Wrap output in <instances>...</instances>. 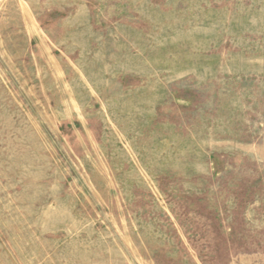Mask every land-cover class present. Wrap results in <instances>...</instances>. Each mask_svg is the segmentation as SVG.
I'll return each instance as SVG.
<instances>
[{
    "label": "rangeland",
    "instance_id": "obj_1",
    "mask_svg": "<svg viewBox=\"0 0 264 264\" xmlns=\"http://www.w3.org/2000/svg\"><path fill=\"white\" fill-rule=\"evenodd\" d=\"M0 264H264V0H0Z\"/></svg>",
    "mask_w": 264,
    "mask_h": 264
}]
</instances>
